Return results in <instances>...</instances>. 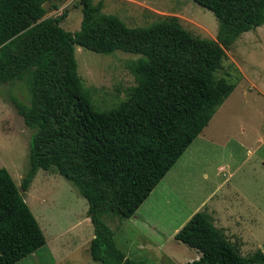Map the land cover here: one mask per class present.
I'll return each mask as SVG.
<instances>
[{"label":"trees","instance_id":"trees-1","mask_svg":"<svg viewBox=\"0 0 264 264\" xmlns=\"http://www.w3.org/2000/svg\"><path fill=\"white\" fill-rule=\"evenodd\" d=\"M64 1L0 0V85H23L26 101L12 94L8 100L30 130L18 187L0 167V264H13L44 244L20 193L38 169L56 172L84 198L92 261L146 264L116 247L103 215H133L231 92L234 83L216 71L224 50L264 22V0H192L216 18L214 38L191 34L171 15L126 26L101 12L102 0H77L79 27L69 31L58 24L66 10L45 16ZM74 45L139 55L127 65L134 85L125 99L93 108L76 72ZM173 238L199 252L185 264H264L259 249L241 255L203 209Z\"/></svg>","mask_w":264,"mask_h":264},{"label":"rangeland","instance_id":"rangeland-1","mask_svg":"<svg viewBox=\"0 0 264 264\" xmlns=\"http://www.w3.org/2000/svg\"><path fill=\"white\" fill-rule=\"evenodd\" d=\"M65 2L45 16L66 10L58 24L73 31L79 27L80 8L77 0ZM102 2L101 12L117 16L129 27L171 15L198 37L214 38L217 30L212 12L192 0ZM224 52L216 75L234 83L233 89L136 211L148 221L143 222L147 227L154 226L156 235L141 225L135 229L130 221L133 215H103L116 247L127 258L146 264H184L194 259L195 249L167 234L189 211L202 209L241 255L257 249L264 253V23L242 32ZM73 54L76 72L95 110L109 109L125 99L134 85L127 65L138 54L97 53L77 45ZM9 94L26 101V92L18 81L0 85V167L18 187L27 168L30 130L9 102ZM20 193L45 242L13 264H99L87 250L92 228L85 216L86 202L63 177L38 169ZM164 251L171 252L175 262H160Z\"/></svg>","mask_w":264,"mask_h":264},{"label":"crops","instance_id":"crops-1","mask_svg":"<svg viewBox=\"0 0 264 264\" xmlns=\"http://www.w3.org/2000/svg\"><path fill=\"white\" fill-rule=\"evenodd\" d=\"M264 23V22H263ZM262 23V24H263ZM202 130V129H201ZM201 132V131H200ZM200 132L197 134V135H199L200 134ZM197 135L195 136V137H197ZM194 137V138H195ZM190 144V143H189ZM188 147V146H187ZM186 147V148H187ZM218 168V167H217ZM221 170H224L223 169V167L221 166ZM155 187V186H154ZM153 187V188H154ZM148 196V195H147ZM145 200V199H144ZM143 200V201H144ZM142 201V202H143ZM141 202V203H142ZM141 203L139 204V206L141 205ZM139 206L135 209V211H134V213H133V216H131V223H132V225L133 226H136L135 227V229L138 227L137 225H141L142 226V228H144L145 230H146V232L148 233V234H151V235H156L155 233H154V231H153V229H154V226H151L152 228L150 229L149 227H147L143 222H145V223H147L148 221H146V219H144L143 217H141V216H139V214H137V209L139 208ZM194 212V210H192V211H189V213L188 214H186V215H184V217L181 219V221L175 226V227H173V229L167 234V236L168 237H170V235L172 236V238H173V235H174V233L177 231V229L188 219V217L192 214ZM86 216V215H85ZM87 218V217H86ZM88 219V218H87ZM91 225V224H90ZM131 225V226H132ZM167 237V239H169ZM174 239V238H173ZM177 241V240H176ZM44 242H45V239H44ZM159 244V243H158ZM188 247V246H187ZM189 248H191V247H189ZM192 249H194V248H192ZM198 252V251H197ZM198 256H199V252H198V254H196V256L194 257V259H196V258H198ZM172 260L173 262H175V257H174V255L173 254H171V252H169V251H164V252H162V256H161V259H159L160 260V262H163L162 260ZM193 260V259H192ZM186 263V262H185ZM184 263V264H185Z\"/></svg>","mask_w":264,"mask_h":264},{"label":"built area","instance_id":"built-area-1","mask_svg":"<svg viewBox=\"0 0 264 264\" xmlns=\"http://www.w3.org/2000/svg\"><path fill=\"white\" fill-rule=\"evenodd\" d=\"M65 1H66L65 3L67 4V3H70V2L75 1V0H65Z\"/></svg>","mask_w":264,"mask_h":264}]
</instances>
